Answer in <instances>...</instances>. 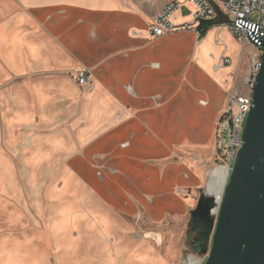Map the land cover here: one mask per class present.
<instances>
[{
  "label": "crops",
  "instance_id": "0c3cea01",
  "mask_svg": "<svg viewBox=\"0 0 264 264\" xmlns=\"http://www.w3.org/2000/svg\"><path fill=\"white\" fill-rule=\"evenodd\" d=\"M174 1L184 3L171 19L177 30L153 37ZM195 9L185 0H0V191L20 160L30 183L68 201L47 226L58 264L71 261L83 201L106 225L125 214L183 221L200 207L218 120L231 95L248 91L239 60L224 66L229 48L213 41L224 18L198 22ZM83 69L89 87L78 82ZM42 257L23 261L0 237V264ZM99 257L89 264H111L106 245Z\"/></svg>",
  "mask_w": 264,
  "mask_h": 264
},
{
  "label": "rangeland",
  "instance_id": "374dc122",
  "mask_svg": "<svg viewBox=\"0 0 264 264\" xmlns=\"http://www.w3.org/2000/svg\"><path fill=\"white\" fill-rule=\"evenodd\" d=\"M253 18L257 20L260 17L255 13ZM219 23L222 28L215 31L213 35L215 46L219 50L221 47L224 48L223 51L228 47L229 52L225 57L239 60L237 72L241 73V82H243L249 60L257 52V49L250 50L244 46L234 45L229 27L224 28V25L227 26L225 18L221 19ZM218 33L220 34L219 44L216 37ZM225 57H222L221 60L223 61ZM242 89L243 93L247 91ZM216 153L217 150L213 156L214 160L207 170L209 174L221 166ZM69 165L72 166L73 161H70ZM11 179L12 187L6 192L0 191V237L5 238L7 245L14 249L15 257L18 255L23 261L35 260L42 255L45 264L60 263L63 251L49 238L47 226L55 216L54 211L68 201L62 198H53V191L40 189V184L30 183L29 174L24 172L20 160H18ZM209 184L210 177L206 173V182L199 190V194L200 199L203 200L202 203L205 205L210 202L209 206L212 209L216 205H214V200L209 199L206 194ZM224 186L220 183L217 185V191L220 194ZM82 205L84 211L73 213L77 217V225L72 230L76 246L74 245L75 248L72 249L71 261L63 264H89L92 260L100 262L99 251L103 250L105 245L111 264H154L157 262L186 264V258L190 256L201 260L210 254L212 240L205 243L201 239V232H203L201 210L203 208H197L191 216L183 221L169 219L165 222L152 223L145 218L125 214L117 216L116 221L106 225L98 215L90 211L84 201Z\"/></svg>",
  "mask_w": 264,
  "mask_h": 264
},
{
  "label": "water",
  "instance_id": "95a60500",
  "mask_svg": "<svg viewBox=\"0 0 264 264\" xmlns=\"http://www.w3.org/2000/svg\"><path fill=\"white\" fill-rule=\"evenodd\" d=\"M253 100L204 264H264V50Z\"/></svg>",
  "mask_w": 264,
  "mask_h": 264
},
{
  "label": "built area",
  "instance_id": "2783aa9c",
  "mask_svg": "<svg viewBox=\"0 0 264 264\" xmlns=\"http://www.w3.org/2000/svg\"><path fill=\"white\" fill-rule=\"evenodd\" d=\"M185 2H190L195 5L196 9L193 13L195 21L214 22L219 17H223L232 35L241 46H253L257 49V53L253 54L249 60L247 73L243 81V87L248 93L246 95L239 93L231 95L226 109L217 124L216 155L221 162L220 167H226L230 175L236 154L243 144L242 135L245 122L253 107V94L262 69V55L264 50V0H185ZM183 4L179 1H174L164 7L151 24L150 34L153 37L159 38L176 31L177 26L171 19L173 14ZM255 13L260 17L257 20L253 18ZM231 63L232 60L230 58L225 57L223 59L224 66H228ZM90 76L91 72L89 69L79 71L77 78L79 84L83 87H89ZM207 176L210 177L209 171L207 172ZM224 190L219 203L214 200V195L209 193V188L206 193L209 199L212 198L214 200V205H216L212 207L216 208L215 212L212 209L210 211L214 226L217 223ZM207 258L197 260L194 256H190L186 258V264L189 259L198 261L193 264H204Z\"/></svg>",
  "mask_w": 264,
  "mask_h": 264
},
{
  "label": "bare ground",
  "instance_id": "6f19581e",
  "mask_svg": "<svg viewBox=\"0 0 264 264\" xmlns=\"http://www.w3.org/2000/svg\"><path fill=\"white\" fill-rule=\"evenodd\" d=\"M228 175H229V170L226 167H218V168H215L214 170H212L210 172L211 181H210V184L208 187L209 193L211 195H214V200L218 203L221 201L223 191L220 194V192L217 191V185L219 183L222 186H224V184L226 185L225 182L227 181ZM212 182L214 183V186H212L213 185ZM223 190H224V188H223ZM215 210H216V208H212V211L215 212ZM194 260L195 259H191L190 262H192ZM187 264H188V262H187Z\"/></svg>",
  "mask_w": 264,
  "mask_h": 264
},
{
  "label": "trees",
  "instance_id": "16d2710c",
  "mask_svg": "<svg viewBox=\"0 0 264 264\" xmlns=\"http://www.w3.org/2000/svg\"><path fill=\"white\" fill-rule=\"evenodd\" d=\"M203 220V232H201L203 235L201 234V239L206 243L209 240H212L215 226L212 223L213 218L211 215L204 214Z\"/></svg>",
  "mask_w": 264,
  "mask_h": 264
},
{
  "label": "flooded vegetation",
  "instance_id": "af4514ba",
  "mask_svg": "<svg viewBox=\"0 0 264 264\" xmlns=\"http://www.w3.org/2000/svg\"><path fill=\"white\" fill-rule=\"evenodd\" d=\"M202 219H203V215H202ZM203 221H204V220H203ZM203 221H202V222H203ZM203 223H204V222H203ZM202 235H203V234H202Z\"/></svg>",
  "mask_w": 264,
  "mask_h": 264
}]
</instances>
